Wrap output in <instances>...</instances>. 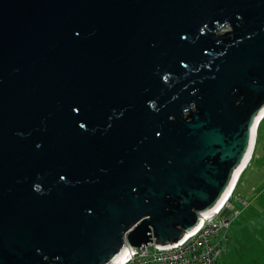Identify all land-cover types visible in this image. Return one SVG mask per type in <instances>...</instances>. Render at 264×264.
<instances>
[{
  "label": "water",
  "instance_id": "water-1",
  "mask_svg": "<svg viewBox=\"0 0 264 264\" xmlns=\"http://www.w3.org/2000/svg\"><path fill=\"white\" fill-rule=\"evenodd\" d=\"M263 114L264 0H0V264L180 243Z\"/></svg>",
  "mask_w": 264,
  "mask_h": 264
},
{
  "label": "rangeland",
  "instance_id": "rangeland-1",
  "mask_svg": "<svg viewBox=\"0 0 264 264\" xmlns=\"http://www.w3.org/2000/svg\"><path fill=\"white\" fill-rule=\"evenodd\" d=\"M231 207L232 213H225L230 227L223 228L213 240L216 243L226 237L225 249L215 264H264V123L253 161L241 178Z\"/></svg>",
  "mask_w": 264,
  "mask_h": 264
},
{
  "label": "built area",
  "instance_id": "built-area-1",
  "mask_svg": "<svg viewBox=\"0 0 264 264\" xmlns=\"http://www.w3.org/2000/svg\"><path fill=\"white\" fill-rule=\"evenodd\" d=\"M231 205L225 213H232ZM212 213L203 219L199 228L187 235L180 243L169 248H157L148 245L137 253L127 251L117 264H215L224 251V239L213 243L223 228H228L231 221L229 215ZM235 216L239 212L235 211Z\"/></svg>",
  "mask_w": 264,
  "mask_h": 264
},
{
  "label": "bare ground",
  "instance_id": "bare-ground-1",
  "mask_svg": "<svg viewBox=\"0 0 264 264\" xmlns=\"http://www.w3.org/2000/svg\"><path fill=\"white\" fill-rule=\"evenodd\" d=\"M263 122H264V114H263V116L261 117V119H260V121H259V123H258V125H257V127H256V130H255V138H254V143H253L252 153H251V155L249 156V158H248V160H247L245 166L243 167V169L239 172V174H238V176H237V179H236V181H235V183H234L233 188L230 190L229 194H228L227 197L224 199V201L221 203V205H220L217 209L214 210V212L216 211L215 214H218V211H219V213H222V212L224 213V212H225V211H224L225 208H228V206L231 205V201H232V199H233V197H234V194H235V192H236V189H237V187H238V185H239V183H240V181H241V178H242V176L244 175V173L246 172V170L248 169L249 165H250V164L252 163V161H253V156H254V152H255V148H256V143H257V139H258V135H259L260 126L263 124ZM214 212H212V213H214ZM223 213H222V214H223ZM210 215H211V214H210ZM208 216H209V215H207V217H208ZM204 218H206V216L202 218V221H203ZM229 227H230V226H229ZM229 227H228V228H229ZM148 245H154V243L152 242V243H150V244H148Z\"/></svg>",
  "mask_w": 264,
  "mask_h": 264
},
{
  "label": "trees",
  "instance_id": "trees-1",
  "mask_svg": "<svg viewBox=\"0 0 264 264\" xmlns=\"http://www.w3.org/2000/svg\"><path fill=\"white\" fill-rule=\"evenodd\" d=\"M264 123V122H263ZM263 125V124H262ZM262 125L260 126V128L262 127ZM254 157V156H253ZM241 182V181H240ZM240 184V183H239ZM239 186V185H238ZM238 188V187H237ZM237 190V189H236Z\"/></svg>",
  "mask_w": 264,
  "mask_h": 264
}]
</instances>
